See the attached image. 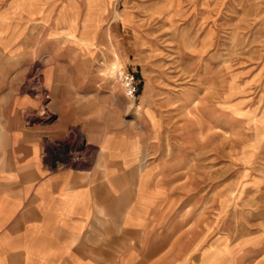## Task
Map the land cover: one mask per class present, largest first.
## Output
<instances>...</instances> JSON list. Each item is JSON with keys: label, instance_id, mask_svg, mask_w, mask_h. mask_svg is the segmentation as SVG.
I'll use <instances>...</instances> for the list:
<instances>
[{"label": "rangeland", "instance_id": "rangeland-1", "mask_svg": "<svg viewBox=\"0 0 264 264\" xmlns=\"http://www.w3.org/2000/svg\"><path fill=\"white\" fill-rule=\"evenodd\" d=\"M8 17L34 52L20 74L17 55L0 59V106L26 95L38 104L18 109L25 125L52 123L56 78L90 130L185 167L158 186L155 223L174 245L162 264H264V0H0Z\"/></svg>", "mask_w": 264, "mask_h": 264}, {"label": "crops", "instance_id": "crops-1", "mask_svg": "<svg viewBox=\"0 0 264 264\" xmlns=\"http://www.w3.org/2000/svg\"><path fill=\"white\" fill-rule=\"evenodd\" d=\"M25 24L0 19V59L17 55L18 74L34 52ZM50 86L56 119L48 125L29 127L18 114L37 99L14 95L0 106V264H162L174 245L155 223L164 208L158 186L185 167L141 159L138 144L123 150L121 133L90 130L82 103L62 96L70 83Z\"/></svg>", "mask_w": 264, "mask_h": 264}, {"label": "built area", "instance_id": "built-area-1", "mask_svg": "<svg viewBox=\"0 0 264 264\" xmlns=\"http://www.w3.org/2000/svg\"><path fill=\"white\" fill-rule=\"evenodd\" d=\"M120 79L123 84L124 94L127 98L132 99L136 95L137 84L130 71H120Z\"/></svg>", "mask_w": 264, "mask_h": 264}, {"label": "bare ground", "instance_id": "bare-ground-1", "mask_svg": "<svg viewBox=\"0 0 264 264\" xmlns=\"http://www.w3.org/2000/svg\"><path fill=\"white\" fill-rule=\"evenodd\" d=\"M42 6V5H41ZM109 162V161H108Z\"/></svg>", "mask_w": 264, "mask_h": 264}]
</instances>
